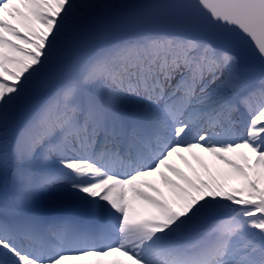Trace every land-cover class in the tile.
I'll return each instance as SVG.
<instances>
[{
    "label": "snow or ice",
    "instance_id": "obj_1",
    "mask_svg": "<svg viewBox=\"0 0 264 264\" xmlns=\"http://www.w3.org/2000/svg\"><path fill=\"white\" fill-rule=\"evenodd\" d=\"M0 264H264V0H0Z\"/></svg>",
    "mask_w": 264,
    "mask_h": 264
}]
</instances>
